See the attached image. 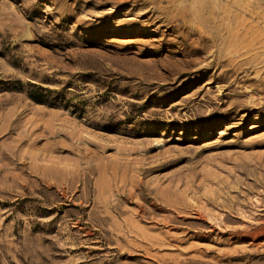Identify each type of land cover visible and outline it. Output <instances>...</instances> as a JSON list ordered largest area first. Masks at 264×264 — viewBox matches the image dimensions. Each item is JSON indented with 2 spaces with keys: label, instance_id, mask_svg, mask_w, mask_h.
Instances as JSON below:
<instances>
[{
  "label": "rangeland",
  "instance_id": "374dc122",
  "mask_svg": "<svg viewBox=\"0 0 264 264\" xmlns=\"http://www.w3.org/2000/svg\"><path fill=\"white\" fill-rule=\"evenodd\" d=\"M0 264H264V0H0Z\"/></svg>",
  "mask_w": 264,
  "mask_h": 264
},
{
  "label": "trees",
  "instance_id": "16d2710c",
  "mask_svg": "<svg viewBox=\"0 0 264 264\" xmlns=\"http://www.w3.org/2000/svg\"><path fill=\"white\" fill-rule=\"evenodd\" d=\"M33 87H34V88H37V86H35V85H33ZM39 89H41L42 91H45V89H42V88H39ZM41 97H42V95H40V94H34V95H33V98H34V100H36V101H42L43 99H42Z\"/></svg>",
  "mask_w": 264,
  "mask_h": 264
},
{
  "label": "bare ground",
  "instance_id": "6f19581e",
  "mask_svg": "<svg viewBox=\"0 0 264 264\" xmlns=\"http://www.w3.org/2000/svg\"><path fill=\"white\" fill-rule=\"evenodd\" d=\"M202 41V40H201Z\"/></svg>",
  "mask_w": 264,
  "mask_h": 264
}]
</instances>
